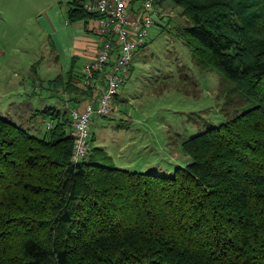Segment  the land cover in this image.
Segmentation results:
<instances>
[{"label":"trees","instance_id":"16d2710c","mask_svg":"<svg viewBox=\"0 0 264 264\" xmlns=\"http://www.w3.org/2000/svg\"><path fill=\"white\" fill-rule=\"evenodd\" d=\"M168 1L195 65L221 79L226 121L184 139L186 167L159 176L91 148L73 164L66 112L42 111L43 139L0 115V264H264V0ZM67 5L68 24L101 17ZM47 84L74 105L94 95L74 64Z\"/></svg>","mask_w":264,"mask_h":264},{"label":"rangeland","instance_id":"374dc122","mask_svg":"<svg viewBox=\"0 0 264 264\" xmlns=\"http://www.w3.org/2000/svg\"><path fill=\"white\" fill-rule=\"evenodd\" d=\"M165 3L148 43L133 55L111 114L92 123L90 142L91 149L106 154L108 166L159 176L186 167L184 139L227 119L218 73H203L195 65L175 30L185 20L171 1ZM37 13L29 12L23 24L0 12V115L43 139L47 123L54 121L40 111L52 108L70 116L73 106L68 94L48 88L64 70Z\"/></svg>","mask_w":264,"mask_h":264},{"label":"built area","instance_id":"2783aa9c","mask_svg":"<svg viewBox=\"0 0 264 264\" xmlns=\"http://www.w3.org/2000/svg\"><path fill=\"white\" fill-rule=\"evenodd\" d=\"M161 0H144L140 9H133L134 0H96L86 6L99 18L102 45L95 57L79 70L83 87H92L94 95L82 110L70 112L74 135L71 157L73 164L81 162L90 152L91 125L107 117L113 110L114 98L126 82L134 53L147 43L150 29L156 25ZM53 122L47 123V129Z\"/></svg>","mask_w":264,"mask_h":264},{"label":"crops","instance_id":"0c3cea01","mask_svg":"<svg viewBox=\"0 0 264 264\" xmlns=\"http://www.w3.org/2000/svg\"><path fill=\"white\" fill-rule=\"evenodd\" d=\"M73 1L86 8L87 5L94 4L96 0H0V12L8 19L13 17L15 22L24 21L23 24L28 21L26 16L29 12H39L37 20L49 38L51 49L55 51L56 57L58 55L60 69L64 70L63 72L60 70L61 75L67 76L71 65L74 64L76 81L83 86L79 70L96 56L103 39L99 31V18L68 24L67 4ZM143 2L144 0H134L132 8L140 9ZM166 5L167 3L161 0L155 4V7L160 11ZM88 100H83L76 105L71 103L73 108L82 110Z\"/></svg>","mask_w":264,"mask_h":264}]
</instances>
